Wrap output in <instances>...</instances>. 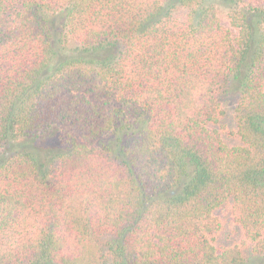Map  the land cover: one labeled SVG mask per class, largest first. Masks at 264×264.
Listing matches in <instances>:
<instances>
[{
	"label": "trees",
	"instance_id": "1",
	"mask_svg": "<svg viewBox=\"0 0 264 264\" xmlns=\"http://www.w3.org/2000/svg\"><path fill=\"white\" fill-rule=\"evenodd\" d=\"M222 1L230 27L209 0H0V154L57 124L67 145L0 162V264H247L214 243L227 206L264 257V0Z\"/></svg>",
	"mask_w": 264,
	"mask_h": 264
},
{
	"label": "rangeland",
	"instance_id": "2",
	"mask_svg": "<svg viewBox=\"0 0 264 264\" xmlns=\"http://www.w3.org/2000/svg\"><path fill=\"white\" fill-rule=\"evenodd\" d=\"M168 1H170L169 3L178 2V0ZM210 1L218 5L222 22L230 27L231 25L227 16V13L229 12V4H226L222 0H209V2ZM64 22L65 17L63 13L57 14L51 21L53 44L58 51L57 57L62 58L78 54V52L80 53V50L78 49L79 44L74 41L69 44L67 42V48L61 49L62 44L60 39L63 36L62 31L64 30ZM238 84V79L231 77L230 88L222 97L224 114L221 116L220 123L214 125L216 128H221V125L225 127L221 132L224 140L229 145H236L239 143V137L234 133L236 126L234 113L239 97ZM129 133H131V131H129ZM61 134L62 127L57 124L51 133L44 138L21 137L17 140H10L0 154V162L16 151L22 150L33 153L37 157V160L40 163V168L42 169L49 167L52 164H56L59 159V154L67 150V145L63 142ZM215 214L221 220V229L214 236L215 245L218 248L235 244L241 245L242 250L247 256V264H264V257L253 253L252 243H247V245L242 244L244 230L241 225L235 221L230 207L227 206L216 209Z\"/></svg>",
	"mask_w": 264,
	"mask_h": 264
}]
</instances>
